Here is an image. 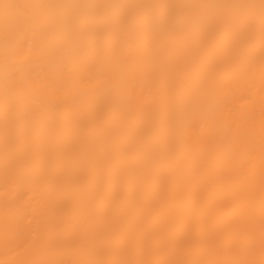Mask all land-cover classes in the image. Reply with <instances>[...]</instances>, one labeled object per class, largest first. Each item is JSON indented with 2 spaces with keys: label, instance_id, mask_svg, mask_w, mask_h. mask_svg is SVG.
<instances>
[{
  "label": "bare ground",
  "instance_id": "obj_1",
  "mask_svg": "<svg viewBox=\"0 0 264 264\" xmlns=\"http://www.w3.org/2000/svg\"><path fill=\"white\" fill-rule=\"evenodd\" d=\"M0 264H264V0H0Z\"/></svg>",
  "mask_w": 264,
  "mask_h": 264
}]
</instances>
